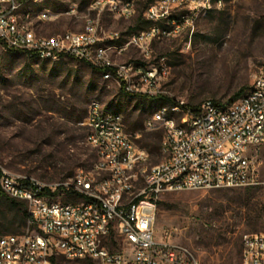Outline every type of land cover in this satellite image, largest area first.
<instances>
[{"label": "rangeland", "instance_id": "obj_1", "mask_svg": "<svg viewBox=\"0 0 264 264\" xmlns=\"http://www.w3.org/2000/svg\"><path fill=\"white\" fill-rule=\"evenodd\" d=\"M90 1H27L21 11L31 13L37 35L78 32L87 19L95 18V11L87 10ZM144 6L139 2L129 19L115 18L104 8L100 26L120 32L114 42L123 43L128 35L151 26L142 19ZM71 7L74 12H68ZM42 12L49 18L38 19ZM181 14L172 12L170 19L158 24L182 21ZM111 57L118 63H154L158 72L165 66L156 86L174 101L190 107L205 99L229 104L239 89L249 91L254 75L264 67V0H224L220 8L197 17L189 31L184 28L153 40L148 56L130 46ZM150 96L125 94L115 79L104 78L103 71L95 72L71 56L40 59L0 45V173L53 184L78 168L90 169L96 150L86 140L84 121L94 100L103 110L119 113L125 131L138 133L134 141L149 151L151 163H157L162 132L145 130L146 117L161 108L178 123L183 116L167 105L162 94ZM253 157L262 161L258 184L166 193L155 203V230H170L172 241L186 246L200 264H240L243 236L264 232V147ZM49 198L77 201L74 195ZM31 232L33 226L22 224L18 210L0 199V236Z\"/></svg>", "mask_w": 264, "mask_h": 264}, {"label": "built area", "instance_id": "obj_2", "mask_svg": "<svg viewBox=\"0 0 264 264\" xmlns=\"http://www.w3.org/2000/svg\"><path fill=\"white\" fill-rule=\"evenodd\" d=\"M112 0H91L87 10H95V23L73 35V41L61 38H32L31 25L16 29V8L22 0H0V45H19L20 51L33 55L58 57L74 54L75 59L86 61L89 66L113 70L116 83L128 92L150 96L166 95L153 86L157 75H164L166 67L153 72V64L137 62L136 71L122 75L126 63H115L111 54L123 53L128 47L138 48L148 56L151 30L160 29L161 38L181 29H191L195 18V5L200 0H133L121 6L120 12L137 9L139 2L145 6L142 19L159 18L148 15L149 6L163 11L184 12V20L171 21L170 26L145 27L133 39H125L122 48L108 46L105 50L92 48V41L114 38L100 31L99 12ZM224 4V2H221ZM72 7V12H74ZM50 15H38L47 19ZM118 18V14H113ZM71 34V31H69ZM125 76L133 77V86L125 87ZM144 83H151V90H144ZM248 90L251 98H241L238 110L214 113L212 99H205L198 106H181L183 124L160 119V115L146 117L145 130L162 132L159 149L161 160L154 171L153 180H143V187H133V180H140L138 169L127 168V161L139 160L142 146L134 138L138 133H128L123 122L115 123V130H108V123L96 126L93 106L88 104L84 121L86 137H97L99 150H105L101 162H112L116 172L109 175V184L102 180L88 185V168L58 183L44 184L32 178L0 173L1 192L9 199L23 202L29 215L33 232L0 236V264H57L63 257L69 262L83 264H200L184 245L172 241L168 229L155 230V203L166 193L245 188L259 183L258 166L262 162L253 157L264 147V67L253 77ZM214 117H221V126L211 128ZM129 146H137V157H129ZM15 180H23V188H15ZM77 195V203L45 209L42 196ZM240 264H264V232L245 234L242 238Z\"/></svg>", "mask_w": 264, "mask_h": 264}, {"label": "bare ground", "instance_id": "obj_3", "mask_svg": "<svg viewBox=\"0 0 264 264\" xmlns=\"http://www.w3.org/2000/svg\"><path fill=\"white\" fill-rule=\"evenodd\" d=\"M27 1H35V0H24L21 2L20 6L16 8V29H24V24L31 25V34L32 38H53L57 36L50 35V36H43L37 35L32 26V16L31 13L28 11H21L22 5L24 2ZM133 0H112L111 4H104V8H107L112 14H118V17L122 18H129L135 14L136 9H131L127 12H120V2L121 6H128L131 4ZM224 2V0H200L197 1L195 5V18H191V26L193 21L202 14H205L207 11L213 8H220V3ZM102 8V10L104 9ZM95 11V10H94ZM101 11V10H100ZM171 11H163L160 14V8H156V6H149L148 8V15H159V18H149L147 21L151 22L150 27H160L159 22L161 20H168L171 17ZM39 15H49L47 12H42ZM180 18L184 20V12H182ZM173 21V19H171ZM95 18L87 19L83 29L78 32H64L61 33V38H66V41H73V35H80L86 29H88V25H94ZM100 31L103 32V35H115L114 38H101L99 40L92 41V48H96L97 50H105L108 46L112 48H122L124 46L123 43H107L109 41L117 40L121 37L120 32L112 31V30H105L100 26ZM135 34L128 35L126 39H133ZM161 37V30L160 29H153L151 30V40H157ZM6 49L10 50H20L19 45H6L4 46ZM122 54V53H118ZM75 58L74 54H65ZM40 59H47V58H57V57H50V56H40L34 55ZM61 56V55H60ZM86 62V61H83ZM126 63V62H121ZM88 64V63H87ZM162 67V66H161ZM137 64L132 61H128L126 68H122V75H130V72L136 71ZM159 68L153 65V72H158ZM162 70V68H160ZM104 78L113 77V70H103ZM160 75H157V78L153 79V86H156L157 81L160 79ZM133 86V77L132 76H125V87H132ZM144 90H151V83H144ZM127 93L134 94L132 92ZM252 97V90H249L241 98H251ZM93 106V116L96 118V126H104L108 121H117L122 122V117L119 113L113 110H103V106L94 100L90 103ZM240 107V99H236L229 104H219L216 103L214 105V113H229L230 110H238ZM173 110L175 112L181 113V106H174ZM165 108L157 109L153 111L148 117H153L154 115H160V119L164 121H172L174 125H181L182 123H178L173 116H169L165 112ZM182 114V113H181ZM146 122V119L144 123ZM221 126V117H214L213 121H211V128H219ZM108 130H115V123H108ZM87 142L96 150V159L92 163L90 169H88V185H95L96 181L102 180V184H109V175L114 174L116 172V165L112 162H101L99 158H105V150H99V142L97 137H86ZM142 156L139 160H130L127 161V168L138 169V173H140V180H133V187H143V180H153L154 179V171L156 167H158L157 163H151V154L149 151L142 146ZM129 157H137V146H129ZM77 170H85L83 168H78ZM15 188H23V180H15ZM77 196V195H74ZM68 203H77V201H65L61 202L60 205H68ZM42 204L45 209H57L58 201H52L51 198L48 196H42Z\"/></svg>", "mask_w": 264, "mask_h": 264}, {"label": "trees", "instance_id": "obj_4", "mask_svg": "<svg viewBox=\"0 0 264 264\" xmlns=\"http://www.w3.org/2000/svg\"><path fill=\"white\" fill-rule=\"evenodd\" d=\"M23 53H25L27 56L29 57H34V58H37L36 56H34L33 54H29L27 52H24V51H21ZM87 64V63H86ZM93 70L95 72H102L103 70L102 69H98V68H95V67H92ZM112 71V70H110ZM125 94L129 95V96H142V97H147L146 95H138V94H130V93H127L125 92L122 88H120ZM246 92V91H245ZM245 92H243V88L239 89L236 93L233 94V96L230 98V100L228 101V103L234 101L235 99L239 98L240 96H242ZM151 97V96H149ZM163 99H165V101L167 102V105H172L174 104V100L172 98H169V97H166V96H161ZM217 103H220L218 101H215ZM163 106V105H161ZM160 107V106H159ZM5 199L6 201H8L12 206H14L19 214H20V219H21V222L22 224H30L29 223V215H28V212L26 210V206L23 202H20V201H16V200H12V199H9L8 197H6L2 192H1V189H0V199ZM58 263L57 264H65L64 261H66L63 257H59L58 258Z\"/></svg>", "mask_w": 264, "mask_h": 264}, {"label": "crops", "instance_id": "obj_5", "mask_svg": "<svg viewBox=\"0 0 264 264\" xmlns=\"http://www.w3.org/2000/svg\"><path fill=\"white\" fill-rule=\"evenodd\" d=\"M69 8H70V7H69ZM108 11H109V10H108ZM68 12H72V7H71V9H69ZM100 12H101V11H100ZM100 12H99V14H100ZM109 12H110V11H109ZM110 13H111V12H110ZM111 14H112V13H111ZM112 16H113V14H112ZM132 16H133V15H132ZM132 16H131V17H132ZM131 17H129V18H131ZM118 18H122V17H118ZM129 18H122V19H129ZM82 29H83V27H82ZM82 29H81V30H82ZM81 30H80V31H81ZM107 43H110V44H111V43H115V42H114V41H109V42H107ZM117 55H118V54H117ZM119 55H121V54H119ZM113 58H114V60H115V63H118V62H117L118 59L115 58V57H113ZM120 63H121V62H120Z\"/></svg>", "mask_w": 264, "mask_h": 264}]
</instances>
